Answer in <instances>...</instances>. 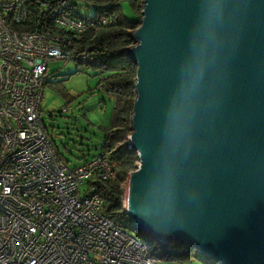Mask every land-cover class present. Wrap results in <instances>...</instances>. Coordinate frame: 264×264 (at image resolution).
I'll return each mask as SVG.
<instances>
[{
	"label": "water",
	"instance_id": "water-1",
	"mask_svg": "<svg viewBox=\"0 0 264 264\" xmlns=\"http://www.w3.org/2000/svg\"><path fill=\"white\" fill-rule=\"evenodd\" d=\"M123 211L160 245L264 264V0H142Z\"/></svg>",
	"mask_w": 264,
	"mask_h": 264
},
{
	"label": "built area",
	"instance_id": "built-area-1",
	"mask_svg": "<svg viewBox=\"0 0 264 264\" xmlns=\"http://www.w3.org/2000/svg\"><path fill=\"white\" fill-rule=\"evenodd\" d=\"M33 5L55 31L13 27ZM107 21L81 13L75 0H0V264H158L176 248L152 250L112 219L98 186L115 176L108 154L70 166L40 117L49 62L73 58V36ZM77 56L87 59L88 48Z\"/></svg>",
	"mask_w": 264,
	"mask_h": 264
},
{
	"label": "trees",
	"instance_id": "trees-1",
	"mask_svg": "<svg viewBox=\"0 0 264 264\" xmlns=\"http://www.w3.org/2000/svg\"><path fill=\"white\" fill-rule=\"evenodd\" d=\"M102 1L105 3L98 6L95 14L90 16L96 18L106 15L108 21L103 24L89 26L78 36H73V47L76 56L79 51L88 48L89 56L87 59L84 60L78 57L82 61L99 68V73L103 76L100 79L102 86L113 99L110 123L107 126L101 127L103 134L100 152L108 154L115 172L113 178L98 181L104 210L116 222L131 225L140 233V229L123 211L125 197L124 181L127 179L128 173L135 169L138 164L137 152L128 146V134L131 131V115L136 96L134 84L136 81L137 65L133 59L123 54V50L134 43L131 32L141 22L143 1L130 0L131 6L137 15L133 20L127 18L122 13L119 0ZM50 19L51 17L46 10H41L33 5L30 8L26 21L13 27L20 31H55ZM58 156L63 158L59 154ZM145 237L150 241L152 250L160 245L155 239ZM153 242L157 246L153 247ZM194 249L196 247L191 246L187 242H178L175 250L164 252V255L160 253V255L167 258L173 256L181 260L197 256L193 255L192 251Z\"/></svg>",
	"mask_w": 264,
	"mask_h": 264
},
{
	"label": "rangeland",
	"instance_id": "rangeland-1",
	"mask_svg": "<svg viewBox=\"0 0 264 264\" xmlns=\"http://www.w3.org/2000/svg\"><path fill=\"white\" fill-rule=\"evenodd\" d=\"M76 3L81 13L93 15L96 8L105 2L77 0ZM119 3L127 18H136L130 0H119ZM102 77L99 68L82 61L76 54L69 60L52 59L48 64L40 117L52 137L55 150L70 166L78 165L100 152L101 127L110 123L113 108V99L100 81ZM126 182L127 179L124 181L125 188ZM123 225L129 231L140 234L133 226ZM152 246L157 244L153 242ZM192 252L197 256L181 260L173 256L162 257L158 264H218L198 256L196 249Z\"/></svg>",
	"mask_w": 264,
	"mask_h": 264
}]
</instances>
